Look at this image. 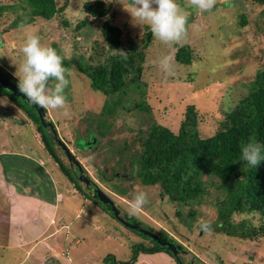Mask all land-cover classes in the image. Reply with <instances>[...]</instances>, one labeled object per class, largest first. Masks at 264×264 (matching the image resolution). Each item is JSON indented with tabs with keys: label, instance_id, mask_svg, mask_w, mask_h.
Returning a JSON list of instances; mask_svg holds the SVG:
<instances>
[{
	"label": "rangeland",
	"instance_id": "1",
	"mask_svg": "<svg viewBox=\"0 0 264 264\" xmlns=\"http://www.w3.org/2000/svg\"><path fill=\"white\" fill-rule=\"evenodd\" d=\"M85 1L68 0L63 14L49 20L38 17L11 28L12 21L29 19V8L19 0H0V6L5 7L0 13V65L18 79L15 73L24 59L21 48L29 34L38 35L45 46L55 47L63 56L77 58L83 55L88 59L94 52V41L100 38L103 19L89 18L87 30L77 35V24L88 17L83 9ZM106 1L111 7L109 19L122 28L124 39L130 36L140 41L147 26L133 20L129 13L133 8L131 0ZM64 2L56 0L58 6ZM177 3L187 14L185 38L179 44L165 45L152 36V43L144 50L142 79L146 83L143 88L151 113L133 108L134 101L140 96L129 92L130 100L123 102L124 107L118 106L114 116L110 117L112 125L107 136L99 138L94 146H78L75 142L77 135L85 136L87 118L102 112L106 97L91 87L90 80L78 71L75 62L69 68L71 75L67 78L70 83L64 90L67 103L62 109H46L47 118L51 119L60 139L85 168V174L122 211L129 213V202L137 191L147 192L149 203L133 216L144 226L167 231L196 256V264H264V234L260 230L264 213L233 215L236 221L247 219L257 229L253 238L225 235L216 229V199L217 196L224 197L221 190L208 184L199 204L173 202L158 187L142 185L137 177V165L130 164L134 152L140 148L139 129L157 122L177 130L189 104H195L202 117L199 123L201 133H214L225 114L247 92L248 82L264 68V2L217 0L211 11L204 12L191 7L188 0H177ZM244 16L248 21L245 25L242 24ZM63 21H67V25ZM185 43L192 49L189 65L175 60L177 48ZM17 75L22 73L17 72ZM49 83L52 85L54 81ZM10 150L36 162L45 161L47 171L52 168L53 175L48 173L63 194L65 203L59 206L62 215L58 216L67 218L65 225L68 226L56 229L58 225L53 224L55 227L48 244L33 251V254L39 253V261L36 262L33 255L21 261L23 252L20 250L0 248V264H52V257L65 264H101L108 254L126 261L132 256L134 245H153L150 238L128 228L107 206L82 195L48 154L37 126L28 115L9 98L0 97V152ZM63 161L67 165V157L63 156ZM102 173L108 181L101 179ZM73 177L82 185L77 175ZM209 177L205 175V178ZM192 208L194 217L188 215ZM205 221L212 225L210 234L199 227ZM180 257L185 263L190 260L186 254H180ZM138 259L143 261L140 264H180L166 251L141 252Z\"/></svg>",
	"mask_w": 264,
	"mask_h": 264
},
{
	"label": "trees",
	"instance_id": "2",
	"mask_svg": "<svg viewBox=\"0 0 264 264\" xmlns=\"http://www.w3.org/2000/svg\"><path fill=\"white\" fill-rule=\"evenodd\" d=\"M19 1L29 8V19L26 21L16 19L11 22V28L30 23V20L38 17L52 19L63 14L68 6V0L61 6L57 5L56 0ZM4 9V6H0V13L4 12ZM83 9L88 17L77 24L75 28L77 35L87 30L89 18L103 19L99 28L100 38L94 41V52L88 59L83 55L68 58L54 47L57 53L64 57L63 63L66 68L69 69L76 62V68L90 80L91 87L106 97L102 112L87 118L85 136L77 135L75 142L80 147L94 146L99 138L107 136L112 125L110 117L114 116L118 106L124 107L123 102L130 100L129 92L138 93L140 96L134 101L133 108L150 113L152 111L145 99L143 87L146 83L142 79L144 50L152 43L150 29L147 27L140 41L130 36L124 39L122 28L109 19L111 7L106 0H86ZM63 22L67 25V21ZM247 22L245 16L242 17V24L245 25ZM120 50L127 52L126 60L118 52ZM191 50L188 43L179 46L175 52V60L180 64L189 65ZM0 77H7L12 84L18 85V79L1 65ZM0 97L9 98L28 115L37 126L44 148L74 187L87 199L98 200L107 206L112 213L111 205L104 203L96 190L90 187L92 184L98 186L93 179L89 185L82 182V185H79L73 180V176L78 175V166L69 159L65 149L55 140L51 129L44 125L37 108L26 98L5 88L1 82ZM201 118L196 105L189 104L177 130L157 122H152L146 129L140 128L138 131L140 148L134 152L130 164L137 165V177L142 185L158 187L173 202L199 204L207 192L208 184L221 190L224 197L221 199L217 196L216 199L217 231L243 239L253 238L257 235V229L252 227L247 219L236 221L233 215L245 212L264 213V161L254 168L240 158L241 145L247 143L250 137H255L257 142L264 145V68L259 69L248 82L247 92L225 114L214 133L211 135L201 133L199 127ZM49 121L52 122L51 119ZM63 156L68 159L67 165L63 161ZM83 170L86 172L85 168ZM115 174L117 175V172ZM115 174L113 172L112 176ZM205 175L211 177L207 179ZM100 177L104 182L108 181L103 173ZM117 208L121 218L170 240L179 245V249L175 255L166 245H161L145 233L126 225L150 238L153 245L145 246L138 243L133 246L132 256L128 260H117L115 256L108 254L101 264H134L141 252L151 254L160 251L174 255L180 264H196L194 259L196 256L167 231H157L149 225L144 226L139 219L122 211L119 206ZM178 214L180 215L179 212ZM188 215L195 216L194 208L188 211ZM260 230L264 234V224L260 226ZM180 254L189 256L188 263L183 262ZM51 261L52 264H65L55 257H52Z\"/></svg>",
	"mask_w": 264,
	"mask_h": 264
},
{
	"label": "clouds",
	"instance_id": "3",
	"mask_svg": "<svg viewBox=\"0 0 264 264\" xmlns=\"http://www.w3.org/2000/svg\"><path fill=\"white\" fill-rule=\"evenodd\" d=\"M131 3L132 11H127L139 25H146L150 29L154 39L165 45H172L179 44L185 38L187 14L177 0H131ZM216 3L217 0H188V4L200 12L211 11ZM118 52L123 59H127V52L123 50ZM21 54L24 59L15 73L20 93L31 104L44 110L64 108L67 103L64 90L70 83L67 77L71 75L70 70L64 66V57L54 48L45 46L35 34L27 36ZM17 72L22 75H17ZM50 81H54V84L50 85ZM45 113L47 117V112ZM262 152L264 145L257 142L255 137H250L247 143L241 145L240 158L249 166L256 168L264 161ZM148 203V193L137 191L129 202V215L140 213ZM199 227L209 234L213 230L211 223L207 221L200 223Z\"/></svg>",
	"mask_w": 264,
	"mask_h": 264
},
{
	"label": "crops",
	"instance_id": "4",
	"mask_svg": "<svg viewBox=\"0 0 264 264\" xmlns=\"http://www.w3.org/2000/svg\"><path fill=\"white\" fill-rule=\"evenodd\" d=\"M45 163L14 150L0 152V248L20 250L21 261L32 255L36 262L40 260L39 253L33 251L48 244L54 223L56 229L68 226L67 218L58 216L62 215L63 194L49 174L53 175L52 168L48 173ZM141 262L138 259L134 264Z\"/></svg>",
	"mask_w": 264,
	"mask_h": 264
},
{
	"label": "water",
	"instance_id": "5",
	"mask_svg": "<svg viewBox=\"0 0 264 264\" xmlns=\"http://www.w3.org/2000/svg\"><path fill=\"white\" fill-rule=\"evenodd\" d=\"M0 82L2 83V85L11 90L14 91L16 93H18L19 95H21L22 97L26 98L22 93H20L19 89L17 86H15L14 84H12L10 82V80L7 77H0ZM27 99V98H26ZM35 108H37V111L39 113L40 119L44 122V125L49 127L52 131V133L54 134V138L55 140L65 149L67 156L69 157V159L78 166V175L77 178L80 182L89 185L91 182V178L85 174L82 165L80 164V162L73 156V154L71 153V151L68 149V147L65 145V143L63 141H61L59 139V136L56 132V129L54 127V124L52 122L49 121V119L46 117V113L44 108H40L36 105H33ZM96 192L99 195V198L104 202V203H108L111 205V210L112 213L115 217H118L125 225H127L128 227L135 229V230H139L143 233H145L146 235L150 236L152 239L156 240L159 244L161 245H166L175 255L178 252L179 249V245L173 244L170 240L160 237L157 234L153 233L150 230H146L141 228L139 225L137 224H132L128 221H126L124 218H121L119 216V211L117 208L116 203L99 187H96Z\"/></svg>",
	"mask_w": 264,
	"mask_h": 264
},
{
	"label": "flooded vegetation",
	"instance_id": "6",
	"mask_svg": "<svg viewBox=\"0 0 264 264\" xmlns=\"http://www.w3.org/2000/svg\"><path fill=\"white\" fill-rule=\"evenodd\" d=\"M92 189H94V190H96V185H94V184H92L91 186H90ZM174 244V243H173ZM177 245V244H176Z\"/></svg>",
	"mask_w": 264,
	"mask_h": 264
}]
</instances>
